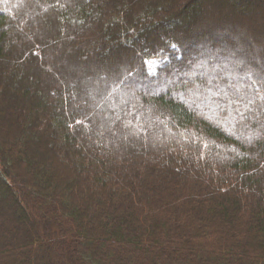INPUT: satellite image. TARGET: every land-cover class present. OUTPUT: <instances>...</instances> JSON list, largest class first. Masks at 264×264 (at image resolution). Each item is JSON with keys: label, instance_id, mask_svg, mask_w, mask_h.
<instances>
[{"label": "trees", "instance_id": "1", "mask_svg": "<svg viewBox=\"0 0 264 264\" xmlns=\"http://www.w3.org/2000/svg\"><path fill=\"white\" fill-rule=\"evenodd\" d=\"M0 264H264V0H0Z\"/></svg>", "mask_w": 264, "mask_h": 264}, {"label": "snow or ice", "instance_id": "2", "mask_svg": "<svg viewBox=\"0 0 264 264\" xmlns=\"http://www.w3.org/2000/svg\"><path fill=\"white\" fill-rule=\"evenodd\" d=\"M150 67L154 70V65H151V64H150Z\"/></svg>", "mask_w": 264, "mask_h": 264}]
</instances>
